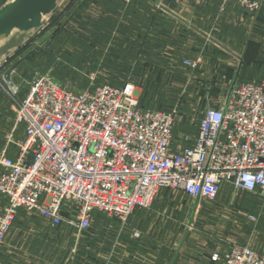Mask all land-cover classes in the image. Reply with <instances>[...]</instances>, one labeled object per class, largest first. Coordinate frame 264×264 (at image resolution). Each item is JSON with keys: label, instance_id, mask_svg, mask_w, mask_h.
<instances>
[{"label": "built area", "instance_id": "1", "mask_svg": "<svg viewBox=\"0 0 264 264\" xmlns=\"http://www.w3.org/2000/svg\"><path fill=\"white\" fill-rule=\"evenodd\" d=\"M156 1L164 7L184 0ZM233 1L251 14L259 9L255 0ZM183 64L194 71L199 60ZM11 65L0 63V92L10 98L13 113L0 151V247L20 210L51 227L84 232L95 212L124 224L162 189L199 204L215 203L223 184L264 198V77L236 83L227 104L225 96L203 112L194 136L176 140L175 112L140 109L129 83L90 84L74 92L47 73L36 74L18 99V84L3 77ZM222 261L264 264V254L232 244Z\"/></svg>", "mask_w": 264, "mask_h": 264}, {"label": "rangeland", "instance_id": "2", "mask_svg": "<svg viewBox=\"0 0 264 264\" xmlns=\"http://www.w3.org/2000/svg\"><path fill=\"white\" fill-rule=\"evenodd\" d=\"M8 1L0 0V4ZM64 7L71 8L70 14L56 25L47 22L16 56L17 60L26 57L22 77L41 70L74 92L96 83H129L138 99L143 95L152 107L175 112L177 137L182 130L194 128L206 109L217 108L225 99L238 61L228 67L230 58L223 49L147 0H65L56 15L63 13ZM164 7L237 56H246L241 77L264 76V0L259 1L258 11L248 16L232 2L223 4L222 0L170 1ZM144 59L155 60L158 66L144 67ZM183 60H199V65L190 71ZM0 103L5 108L1 148L13 116L5 93L0 92ZM225 194L221 189L220 196ZM236 194L226 213L220 211L221 201L200 202L190 225L194 201L178 191L162 189L152 205L141 210L162 214L161 233L167 231L169 241L193 245L199 256L212 258L218 251V263L222 264L223 253L231 244H248L264 253V198ZM2 210L0 201V215ZM224 216L230 223L222 225L223 233H217ZM248 216H255L257 222L249 221ZM184 230L189 235H183ZM6 254L9 258L10 253Z\"/></svg>", "mask_w": 264, "mask_h": 264}, {"label": "crops", "instance_id": "3", "mask_svg": "<svg viewBox=\"0 0 264 264\" xmlns=\"http://www.w3.org/2000/svg\"><path fill=\"white\" fill-rule=\"evenodd\" d=\"M229 2L238 6L245 15L251 14L250 12L246 13L245 9L240 7L235 1L231 0ZM163 11L223 49L230 58L227 63L228 67H232L234 61H238L230 81L231 84L235 73L238 70L240 72L242 65H240V57L188 25L186 21L166 8ZM227 66L226 68H228ZM20 72L21 68L15 69L10 76L19 86L18 99L25 97L30 84V79L22 77ZM263 77H251L252 79L250 80H259ZM236 83L240 82L237 81ZM12 127L13 122L11 123L10 131ZM19 132H16V137L20 135ZM195 134L196 132L194 134L181 133L176 140L182 135L194 136ZM221 189H224L227 194L219 197V193L216 203L221 201L223 206L220 211L225 212L226 208L228 209L230 205L232 206V196H236L237 192L229 184H223ZM0 201L2 203V198H0ZM191 215L188 221L189 225L193 220V214ZM160 216L162 214L159 212L136 209L124 224L107 220L105 226H99L94 225L95 219H93L89 229L79 232L77 229L68 226L51 227L44 220L36 216L30 217L25 213L24 216L18 218V223L16 222L11 227L5 244L0 247V264H219L218 261H212L211 257L195 254V246L193 247V245L185 244L184 242L179 244L176 243V240L173 242L169 241L168 237H166L167 231L161 233L159 221L163 218H160ZM221 220L223 222L220 224L221 228L217 227V233H223L222 225L225 226L230 223L225 216ZM31 222L36 224V226L32 225ZM169 223L170 221H167L166 225ZM134 233H138L139 236L135 237ZM170 234L171 231H169ZM182 234L187 236L189 232L184 230ZM7 252L10 253L9 258L6 256L8 255L6 254ZM257 252L264 254L260 251ZM214 253H219V256H221L218 251L212 254Z\"/></svg>", "mask_w": 264, "mask_h": 264}, {"label": "water", "instance_id": "4", "mask_svg": "<svg viewBox=\"0 0 264 264\" xmlns=\"http://www.w3.org/2000/svg\"><path fill=\"white\" fill-rule=\"evenodd\" d=\"M65 0H10L0 6V63L8 60L30 39H32L51 19ZM159 6L156 0H147ZM248 13V10H245ZM20 60L14 62L5 72L8 81ZM242 60L240 58V65ZM239 70L235 73L226 95V104L237 82ZM225 104V106H226Z\"/></svg>", "mask_w": 264, "mask_h": 264}, {"label": "trees", "instance_id": "5", "mask_svg": "<svg viewBox=\"0 0 264 264\" xmlns=\"http://www.w3.org/2000/svg\"><path fill=\"white\" fill-rule=\"evenodd\" d=\"M68 1V0H67ZM255 1H260V0H255ZM149 2V1H148ZM149 3H151V2H149ZM4 3H2V4H0V6L1 5H3ZM63 9H65L64 10V12L63 13H60V14H58V15H56L57 14V11L54 13V15L51 17V19L48 21V22H51V23H53V24H57L62 18H64V17H66L68 14H70V11H71V8L70 7H64ZM162 10V9H161ZM244 13V12H243ZM245 15V14H244ZM245 16H248V15H245ZM102 20H100L99 22H101ZM94 24H97L96 22L94 23ZM88 25H90V24H88ZM34 38V37H33ZM32 38V39H33ZM32 39H30L26 44H28ZM25 44V45H26ZM24 45V46H25ZM23 46V47H24ZM22 47V48H23ZM22 48H20L13 56H11L10 58H8V60H7V62H9V63H11V64H13L14 62H16V61H18L17 60V57L16 56H18V54H19V52H20V50L22 49ZM147 57V56H146ZM241 58V60H242V65H241V69H242V67L246 64V56H242V57H240ZM26 59V57H24V58H21V59H19L20 60V63H19V65L17 66V68L16 69H19V68H21L24 64V61H26L25 60ZM138 59V58H137ZM146 59V58H145ZM144 59V67H145V65L147 66V67H149V66H151V67H155V66H158V62H155V60L154 61H152V60H150V61H148V60H145ZM241 69H240V72H239V74H238V77H237V81L238 82H240V83H242V82H248V81H251L250 79H252V78H247V77H241ZM36 74H45V72H43V71H41V70H34L33 71V73H32V76L31 77H27V79H30V82L32 81V79L35 77V75ZM102 84H108V85H111V86H114V87H121V86H123L124 84H122V85H119V86H117V85H113V84H111V83H96V85H102ZM87 88V87H86ZM86 88H84V89H86ZM83 89V90H84ZM4 106L0 103V125L1 124H3V119H4V109L5 108H3ZM138 107L140 108V109H142V110H145V109H155V110H160V111H169V109H161V107L160 108H155V107H152V105H150V103H149V101H147L144 97H143V95L140 97V99H138ZM11 127V126H10ZM10 129V128H9ZM196 130H197V126L195 125V127L194 128H189L188 130H182L183 131V133L184 134H194V132H196ZM177 133H176V131L174 130L173 131V137L175 138V139H177ZM4 146H5V144H4ZM4 146H2V147H4ZM2 147L0 148V151L2 150ZM221 197V196H220ZM24 212L23 211H19L18 212V214H17V216H16V220L15 221H18V218L19 217H21V216H24ZM30 217H32V216H30ZM94 221H95V223H94V225H99V226H105V223H106V221L108 220V221H115V222H117L116 220H114V219H110V218H108L107 216H105L104 214H102V213H99V212H95L94 213ZM19 221H20V219H19ZM15 223V222H14ZM242 245V244H241Z\"/></svg>", "mask_w": 264, "mask_h": 264}, {"label": "flooded vegetation", "instance_id": "6", "mask_svg": "<svg viewBox=\"0 0 264 264\" xmlns=\"http://www.w3.org/2000/svg\"><path fill=\"white\" fill-rule=\"evenodd\" d=\"M194 203V208H193V211H192V214L194 213V211L196 210V208H197V206L198 205H201V203L199 204V203H197V202H193ZM216 203V202H215ZM204 204H214V203H203V205Z\"/></svg>", "mask_w": 264, "mask_h": 264}]
</instances>
